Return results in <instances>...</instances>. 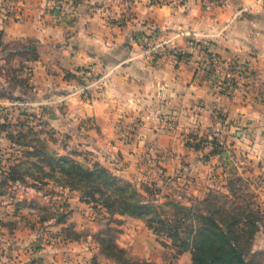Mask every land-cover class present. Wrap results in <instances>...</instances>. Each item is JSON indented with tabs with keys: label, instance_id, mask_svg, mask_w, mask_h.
<instances>
[{
	"label": "crops",
	"instance_id": "1",
	"mask_svg": "<svg viewBox=\"0 0 264 264\" xmlns=\"http://www.w3.org/2000/svg\"><path fill=\"white\" fill-rule=\"evenodd\" d=\"M101 1L76 0L74 14L63 17L52 14L51 0H12L6 16L0 15V92L62 107L78 70L90 67L102 73L92 99L69 104L68 110L51 106L49 115L57 117L51 121L56 126L79 118L76 110L91 116L97 128L93 147L101 155L118 150L136 173L146 157L155 158L163 178L189 175L193 187L188 198L204 199L225 163L217 144L192 145L189 133L196 132L200 141L221 129L233 149L247 153L252 165L263 170L264 11L253 7L239 12L230 1L212 13L199 5L161 7L154 0H140L121 26L107 18L119 16L121 0ZM144 37L149 44L166 41L188 53L179 57L168 50L153 60L139 41ZM193 43H207L220 61L250 66L256 85L247 99L228 97L213 86L211 61L200 48L190 51ZM9 62L32 67L28 90L11 84ZM2 99L10 101L4 94Z\"/></svg>",
	"mask_w": 264,
	"mask_h": 264
},
{
	"label": "rangeland",
	"instance_id": "2",
	"mask_svg": "<svg viewBox=\"0 0 264 264\" xmlns=\"http://www.w3.org/2000/svg\"><path fill=\"white\" fill-rule=\"evenodd\" d=\"M11 1L0 0V15L4 12L6 16V11L12 8ZM51 1L52 14H63V17L74 14L76 0ZM138 1L121 0V8L116 12L119 16L108 15V20L123 26L131 14L132 4ZM154 1L153 4L161 7L199 5L203 11L212 13L221 12L220 9H225L230 1V6H236L239 12L253 7H259V12L264 11V0ZM2 18L6 20L4 16ZM148 38L139 41L153 60L168 50L179 57L188 53L166 41L149 44ZM189 47L190 51L200 48L209 61L214 58L209 72L215 88L224 90L228 97L247 99L250 88L256 85L250 66L235 61H220L207 43H193ZM30 56L33 59L35 53ZM24 57L30 59L28 54ZM13 64L9 62L6 71L13 80L11 84L23 88V91L28 90L33 76L32 67L22 62ZM238 68L245 71L241 74ZM227 71L233 75L232 81L226 80ZM101 74L90 67L79 69L77 83L65 93L68 104L64 101L62 107L59 104H41L21 96L12 98L0 92V264H54L49 259L51 257L60 259L59 264H118L115 255L125 256L132 264H192L190 250L179 254L178 243L169 236L154 234L147 221L108 213L100 202L85 203L81 200V191L69 186V179L59 165L55 169L50 168V157L66 158L67 168L74 165L71 160L88 168L99 164L138 188L158 190V205L167 202L164 209L168 212H171L172 204L192 205L187 196L192 194L193 187V183L187 181L189 175L183 179H180L181 175L163 178L154 163L155 158L149 161L147 157V162L140 163L136 173L125 166L123 153H117L118 150H111L114 153L111 156L100 149L104 151L101 155L93 147L97 141V128L91 116H84L76 110L80 117H71L68 124L56 126L51 122L57 117L49 115V108L68 110L69 104L79 106L77 104L90 101L93 86L102 82V76H98ZM84 86H87L86 94L80 91ZM260 86L262 91L264 83ZM233 87L238 90L233 91ZM3 94L9 97V103L3 101ZM189 134L192 145H206L208 140L217 144L225 163L217 174V182L205 206L210 208L211 213L224 217V225H233L235 229L249 226L254 233L258 230L253 241L247 235L250 243L246 247V238L240 239V242L244 246L243 258L248 264H264V169L253 166L247 153L233 149L231 142L221 136V129L207 138L203 136L200 141L196 132ZM182 192L186 193L183 197L179 195ZM192 207H197V204ZM194 209L199 211L198 207ZM188 222L197 226L200 221L194 218ZM182 237L185 238L186 234Z\"/></svg>",
	"mask_w": 264,
	"mask_h": 264
},
{
	"label": "trees",
	"instance_id": "3",
	"mask_svg": "<svg viewBox=\"0 0 264 264\" xmlns=\"http://www.w3.org/2000/svg\"><path fill=\"white\" fill-rule=\"evenodd\" d=\"M50 159V168L55 169L56 165H59L69 179V186L81 191V200L85 203L100 202L108 213L129 215L147 221L154 234L169 236L178 243L179 254L190 250L192 264H248L243 258L245 252L240 239L246 238V247L250 243L247 241V235L251 237L250 241H253L258 230L254 233L249 226L235 229L233 225H224V217L211 213L210 208L205 206L207 197L202 200L189 198L191 206L172 204L171 212H168L164 209L167 202L158 205V190L138 188L99 164L88 168L71 160L74 165L67 168L66 158ZM196 204L198 212L194 209L197 207H192ZM151 215H154V218H151ZM194 218L200 221L197 226L188 222ZM182 234H186V237H182ZM114 248L123 253L117 247ZM115 259L118 264H132L125 256L115 255Z\"/></svg>",
	"mask_w": 264,
	"mask_h": 264
},
{
	"label": "built area",
	"instance_id": "4",
	"mask_svg": "<svg viewBox=\"0 0 264 264\" xmlns=\"http://www.w3.org/2000/svg\"><path fill=\"white\" fill-rule=\"evenodd\" d=\"M213 59L214 58L211 59V63H212V60ZM214 63H215V61H214ZM238 69L240 70L241 68H238ZM240 71H241V74H242V72H244L245 70L244 69H241ZM87 74L88 75H91V73H87ZM232 79H233V75L229 71H227L226 72V80L232 81ZM237 90L238 89L236 87H233V91H237ZM80 91H81V93L86 94V92H87V86L82 87Z\"/></svg>",
	"mask_w": 264,
	"mask_h": 264
}]
</instances>
